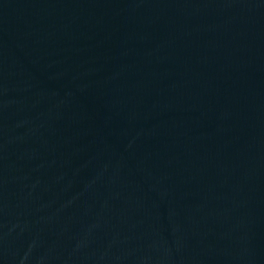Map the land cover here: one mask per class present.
Instances as JSON below:
<instances>
[{"label":"water","instance_id":"obj_1","mask_svg":"<svg viewBox=\"0 0 264 264\" xmlns=\"http://www.w3.org/2000/svg\"><path fill=\"white\" fill-rule=\"evenodd\" d=\"M0 264H264V0H0Z\"/></svg>","mask_w":264,"mask_h":264}]
</instances>
